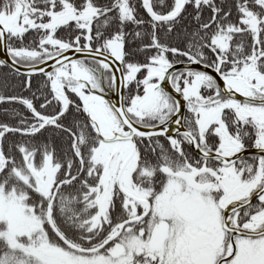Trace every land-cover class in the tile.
Segmentation results:
<instances>
[{
	"label": "snow or ice",
	"instance_id": "6c2138e0",
	"mask_svg": "<svg viewBox=\"0 0 264 264\" xmlns=\"http://www.w3.org/2000/svg\"><path fill=\"white\" fill-rule=\"evenodd\" d=\"M0 264H264V0H0Z\"/></svg>",
	"mask_w": 264,
	"mask_h": 264
},
{
	"label": "water",
	"instance_id": "95a60500",
	"mask_svg": "<svg viewBox=\"0 0 264 264\" xmlns=\"http://www.w3.org/2000/svg\"><path fill=\"white\" fill-rule=\"evenodd\" d=\"M0 58H3V46L0 45Z\"/></svg>",
	"mask_w": 264,
	"mask_h": 264
}]
</instances>
